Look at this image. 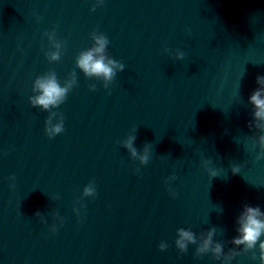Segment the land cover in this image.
I'll use <instances>...</instances> for the list:
<instances>
[{
	"label": "water",
	"instance_id": "obj_1",
	"mask_svg": "<svg viewBox=\"0 0 264 264\" xmlns=\"http://www.w3.org/2000/svg\"><path fill=\"white\" fill-rule=\"evenodd\" d=\"M0 7L103 34L252 115L250 94L264 93L256 83L264 76V0H0Z\"/></svg>",
	"mask_w": 264,
	"mask_h": 264
},
{
	"label": "clouds",
	"instance_id": "obj_2",
	"mask_svg": "<svg viewBox=\"0 0 264 264\" xmlns=\"http://www.w3.org/2000/svg\"><path fill=\"white\" fill-rule=\"evenodd\" d=\"M93 10H95L93 8ZM47 35V33H45ZM92 40L94 41V46L82 51L76 58V66L83 72L86 77H96L97 79H102L104 87L107 88L109 83L116 76V71L123 72L125 65L114 59H111L106 54V48L109 43L106 36L103 34L92 33ZM54 47L56 51H51L46 53V56L50 62L58 61L61 58V43H55ZM184 53L178 52L177 59H183ZM72 79L65 82L63 85L59 82L55 72H49L44 76H38L33 85V92H38V95L29 97L30 104L33 107H39L45 111H49L50 115L45 122V132L49 138H52L64 131L63 116L56 112H51L52 108H58L67 98L68 93L71 91L73 86L76 84L75 73L71 74ZM257 84H264V76H258L256 78ZM92 90L95 91V86H91ZM248 102L253 105L254 112L253 116L257 119H264V93L259 88L253 90L249 96ZM59 116V122L52 124V118ZM132 140L135 137L131 138ZM261 143V155L257 156V159L264 158V136L260 137ZM128 147L132 152V155H136V150L131 146V140L124 145ZM147 151V149H146ZM142 163L147 164L148 156L144 155L140 157ZM139 171V169H137ZM239 168L233 167L232 173H238ZM212 177H216L217 173L212 172ZM176 179V177H173ZM9 179L14 180L15 177H10ZM170 194L175 196L176 193L173 190H169ZM84 196H95V186L94 183H90L84 188ZM39 215V213H36ZM237 235L232 238L230 243L237 247L243 246V251L248 252L256 248L259 242V260L261 264H264V240H261V236L264 235V212L261 211L259 206H251L245 203L242 207V211L239 213L237 220ZM215 234V229L209 231L207 238L203 240V243L199 245L196 249L197 255L205 254L211 252L215 259L220 260L221 257L225 261H231L235 256L240 253L236 252L235 249L229 251V253H224V246L220 242H214L212 237ZM178 238L175 240V245L181 253H185L188 250L189 244H197V238L193 231L186 230L184 228L177 229ZM168 247L166 242H161L159 248L161 251L166 250ZM255 254H253L252 259H255Z\"/></svg>",
	"mask_w": 264,
	"mask_h": 264
}]
</instances>
